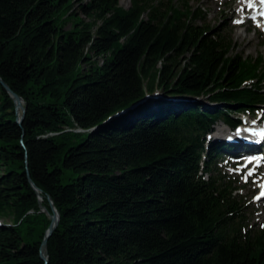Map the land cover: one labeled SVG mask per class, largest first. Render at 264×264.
<instances>
[{"label":"trees","instance_id":"1","mask_svg":"<svg viewBox=\"0 0 264 264\" xmlns=\"http://www.w3.org/2000/svg\"><path fill=\"white\" fill-rule=\"evenodd\" d=\"M129 1L0 0V81L25 108L18 124L0 84V264H264L217 166L232 147L207 144L264 112L262 56L234 54L190 0Z\"/></svg>","mask_w":264,"mask_h":264},{"label":"rangeland","instance_id":"2","mask_svg":"<svg viewBox=\"0 0 264 264\" xmlns=\"http://www.w3.org/2000/svg\"><path fill=\"white\" fill-rule=\"evenodd\" d=\"M245 1L246 0H190L189 5L193 8L200 7L201 10L206 13L204 23L209 27L219 29L220 33H225L232 39L234 54L253 58L261 55L264 60V23H256L252 20L250 21V27H248V22L240 25V23L245 22L249 16L247 10H243ZM119 5L127 9L130 5V1L119 0ZM97 60L100 62V59ZM155 97L156 99L161 98L157 95ZM162 97V99L169 100L166 95H162ZM195 101L203 109L212 110L216 108V106L210 104V101L206 98H199ZM172 102L178 103L177 101ZM259 117L258 113L254 116L255 119ZM242 120L244 122L252 121L248 120L246 117H242ZM222 132H225L222 137L227 135L226 127L220 122L216 123L210 134V140L216 136L215 134L221 135ZM232 163V160H227V158H225L223 162L218 164V167L221 168L222 174L229 177L230 180H238L237 186L241 189L240 197L246 203V217L248 222L253 226L254 231H264V199H261L262 193H264V171H259L258 176L253 178L248 176L249 173L252 172L251 168L247 170V175L239 174L240 167L233 168ZM77 176L76 173L63 168L60 182L62 185L68 184L71 179H75ZM1 221L4 224L11 225L10 219Z\"/></svg>","mask_w":264,"mask_h":264},{"label":"water","instance_id":"3","mask_svg":"<svg viewBox=\"0 0 264 264\" xmlns=\"http://www.w3.org/2000/svg\"><path fill=\"white\" fill-rule=\"evenodd\" d=\"M0 84L2 86V88L10 95V97L12 98L14 105H15V112L17 115V120L16 122L18 124H20L22 122V119L24 117V113H25V108L23 106V102L20 99V97H18L17 95L13 94L10 89L8 88V86L6 84H4L2 81H0ZM32 185V184H31ZM33 189L37 192V190L35 189L34 185H32ZM41 202V198L38 197V205L39 208L42 212H44V208L41 206L40 204ZM49 205L51 207V211L52 214L48 215L49 219H50V224L45 232L44 235V239L41 243V247H40V258L42 260H44L45 262L47 261L46 258V245H47V240L50 237V235L52 234V232L54 231V229L56 228L57 224H58V220H59V216L58 213L56 212V210L54 209L53 204L49 201Z\"/></svg>","mask_w":264,"mask_h":264},{"label":"bare ground","instance_id":"4","mask_svg":"<svg viewBox=\"0 0 264 264\" xmlns=\"http://www.w3.org/2000/svg\"><path fill=\"white\" fill-rule=\"evenodd\" d=\"M243 10H249L250 13V17L254 18L255 16H258V19L254 18L256 22H261L262 20L264 21V3H261V0H246L245 1V6ZM248 22V27H250V21L249 19L246 21V23ZM257 121V120H255ZM247 128L241 129L237 132H231L229 133V131L226 129V133L227 134H231L232 137H234L235 139H244V138H249L251 135V131L250 130H246ZM250 129V128H249ZM80 131V132H78ZM75 133H83V131L76 129V131L74 130ZM218 133V132H217ZM225 132H222L221 135H217V137L223 136ZM254 137V135H253ZM261 199H264V195L261 196ZM51 212V211H50Z\"/></svg>","mask_w":264,"mask_h":264},{"label":"snow or ice","instance_id":"5","mask_svg":"<svg viewBox=\"0 0 264 264\" xmlns=\"http://www.w3.org/2000/svg\"><path fill=\"white\" fill-rule=\"evenodd\" d=\"M261 3H264V0H261ZM237 22H239V21H237ZM249 175H251V173H249ZM262 195H264V193H262Z\"/></svg>","mask_w":264,"mask_h":264}]
</instances>
